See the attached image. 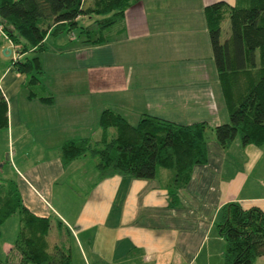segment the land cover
Segmentation results:
<instances>
[{
	"label": "crops",
	"instance_id": "crops-1",
	"mask_svg": "<svg viewBox=\"0 0 264 264\" xmlns=\"http://www.w3.org/2000/svg\"><path fill=\"white\" fill-rule=\"evenodd\" d=\"M217 1L236 3L135 0L98 45L63 31L48 35L41 52L21 51L0 30V92L7 102V123L0 124V188L14 182L32 213L52 218L49 239L70 250L73 264H224L226 242L217 228L222 205L239 201L264 210V177L256 179L258 195H241L264 146L241 142L248 166L235 172L227 160L233 143L224 148L214 136L217 125L230 121L204 12ZM229 34L226 21L222 40ZM34 55L44 73L28 85L14 61ZM105 109L133 125L144 115L206 122L208 162L195 166L176 199L168 168L160 167L153 179H100L91 155L64 164L65 142L101 137ZM2 238L5 261L15 239ZM254 264H264V255Z\"/></svg>",
	"mask_w": 264,
	"mask_h": 264
},
{
	"label": "trees",
	"instance_id": "trees-1",
	"mask_svg": "<svg viewBox=\"0 0 264 264\" xmlns=\"http://www.w3.org/2000/svg\"><path fill=\"white\" fill-rule=\"evenodd\" d=\"M135 0H0V26L6 38L21 51L45 49L48 35L79 28L83 42L98 45L108 40L107 31L122 20ZM213 58L229 111L230 121L214 128L216 140L227 148L239 136L243 145L264 146V0L217 1L204 9ZM229 22L230 34L222 40ZM28 85L40 81L44 67L39 55L15 60ZM53 101V97H42ZM2 121L7 123V102L0 92ZM99 139L81 138L64 143L62 160L68 164L82 156L96 158L100 179L116 174L153 179L160 167L171 169L169 192L176 199L192 178L195 166L209 159L204 121L178 124L144 115L137 125L120 113L105 109L100 118ZM113 131H112V130ZM20 215L18 235L9 247L6 264H73L69 249L52 243L53 221L32 213L23 203L14 182L0 188V239L4 223ZM217 228L225 239L224 264H254L264 255V210L245 208L228 201L219 212ZM5 261L0 258V264Z\"/></svg>",
	"mask_w": 264,
	"mask_h": 264
},
{
	"label": "rangeland",
	"instance_id": "rangeland-1",
	"mask_svg": "<svg viewBox=\"0 0 264 264\" xmlns=\"http://www.w3.org/2000/svg\"><path fill=\"white\" fill-rule=\"evenodd\" d=\"M75 32L78 35V38L82 39L80 36V32H79V28L75 29ZM52 37L50 39V41H53ZM2 40V38H0V41ZM2 55H4V51L0 50V58H2ZM215 136V134H214ZM241 140L240 137H237V140L233 142V144L230 146L229 150H228V162L229 165L228 166H233L232 164H234L235 168V172H236V168H238L240 171H242L246 166H248V164H246L244 162L245 158H244V154L241 151V148L238 145H241ZM242 146V145H241ZM251 160L248 161V163ZM232 163V164H231ZM233 166V167H234ZM253 168V167H252ZM227 176V173L225 172L224 177ZM260 177H264V156L262 157V160L256 165L255 167V172L252 173L251 175V179L252 181L248 182L247 185L244 187V190L242 192V196H250V195H258L259 194V183L257 180H260ZM264 191V188H263ZM20 229V215L19 213L14 214L12 217H10L6 223L3 225L2 227V236H3V240H11V239H15V237L18 235Z\"/></svg>",
	"mask_w": 264,
	"mask_h": 264
},
{
	"label": "built area",
	"instance_id": "built-area-1",
	"mask_svg": "<svg viewBox=\"0 0 264 264\" xmlns=\"http://www.w3.org/2000/svg\"><path fill=\"white\" fill-rule=\"evenodd\" d=\"M0 30H2V29H1V26H0Z\"/></svg>",
	"mask_w": 264,
	"mask_h": 264
}]
</instances>
